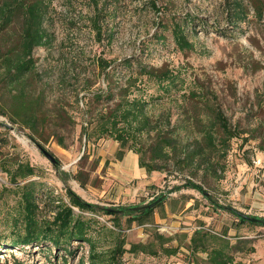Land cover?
<instances>
[{"label": "rangeland", "instance_id": "374dc122", "mask_svg": "<svg viewBox=\"0 0 264 264\" xmlns=\"http://www.w3.org/2000/svg\"><path fill=\"white\" fill-rule=\"evenodd\" d=\"M97 1L99 9L95 7ZM156 1L160 10L153 7L154 0H47L45 27L50 41L34 49L37 68L28 75L26 84L29 100L39 99L40 120L35 125L40 135L32 139L27 117L19 115L20 90L1 83L0 162L5 160L13 167L18 162H29L35 167L36 175L21 184L38 182L41 219H53L60 202H69V197L54 163L37 142L58 157L62 169L80 173V179L72 176L69 184L88 202L108 207L142 206L166 195L164 203L155 208L145 223L137 220L131 223L128 215L84 212L107 226L94 231L103 250L113 246L118 237L110 230L121 233L127 249L132 243L154 240L156 233L173 237L166 245L179 247L178 253L171 256L162 251L158 255L127 251L124 264H208L207 253L195 257L189 247L192 235L200 228L226 234L234 244L246 241V246L254 250L233 251L237 261L264 264V223L241 224L232 213L214 208L195 189L172 191L184 183L185 176L190 177L220 204L264 219V151L258 147L259 140L233 139L228 156L217 157L222 159L225 171L221 178H216L205 174L204 165L195 175L187 171L174 173L172 166L169 170L173 173H149L140 167L139 155L128 146L122 147L110 137L87 140L84 133L91 115L97 116L103 105L116 103L118 84L124 83L131 73L137 74L139 62L181 74L180 81L169 91L160 89L147 76L139 81L134 96L149 101L151 114L170 112L174 123L189 121L203 108L200 96L193 93L204 87L233 125L250 131L264 118V16L256 9L264 0ZM237 1L242 6L236 5ZM237 11L245 15L244 19L234 21ZM175 19L185 25L194 49L182 50L176 44L172 35ZM20 31L21 21L17 20L8 36ZM10 45L12 42H7V47ZM99 58L112 62L109 80L98 66ZM125 59L132 60L131 69L123 64ZM110 84L115 98L95 100V92H106ZM11 116H16V123L11 122ZM43 116L48 118L45 120ZM249 135L246 132L243 136ZM0 190V242H3L1 239L9 240L15 234L16 218L24 202L2 167ZM78 246L76 242L73 257H63V252L55 248L49 251L46 246L19 249L5 245L0 248V264H16L15 260L24 264H66V258L68 264H79L82 256L87 258L89 244L76 249Z\"/></svg>", "mask_w": 264, "mask_h": 264}, {"label": "trees", "instance_id": "16d2710c", "mask_svg": "<svg viewBox=\"0 0 264 264\" xmlns=\"http://www.w3.org/2000/svg\"><path fill=\"white\" fill-rule=\"evenodd\" d=\"M235 4L242 6L239 1ZM95 7L99 9L98 1ZM153 7L160 10L156 0L153 2ZM256 9L261 16H264V2H259ZM48 12L49 3L47 0H0V84L6 82L20 90L18 100L22 107L18 108L19 115L24 114L27 117V127L33 131L30 137L35 140V135H40V131L35 125L40 120L37 113L39 99L29 100L26 84L28 75L34 73L37 68L33 57L34 49L44 46L50 41L45 27ZM239 13L237 11L234 21L244 19L245 15ZM17 20L21 21V31L18 34L10 32L8 36V31ZM98 21L99 19L95 22L97 26ZM98 30L101 31L100 28ZM172 35L180 49L192 50L195 48L194 42L189 39L185 25L181 21L173 20ZM9 41L12 42V45L7 47ZM123 64L129 69L133 67L131 59H125ZM98 66L105 73V79L109 80L111 77L109 69L112 62L99 58ZM136 73H131L124 83L118 84L119 98L113 106L103 105L97 116H90L89 126L83 128L87 140L95 137L96 141H99L102 138L110 137L119 141L122 147L128 146L139 155L140 167L145 168L149 173L153 171H169V173L187 171L195 175L204 165L205 174H211L216 178L223 176L225 166L222 159L228 156L233 139L242 137L244 142L257 139L259 140L258 147L264 151V118H260L250 131H245L239 128V125H233L222 107L214 104L205 88L200 87L199 92L193 94L197 93V97L200 96L203 103L202 110L189 121L174 123L170 112H163L159 116L151 114L148 107L149 101L143 96H134V93L139 90V81L142 82L144 76H147L150 81H155L160 89L169 91L180 81V72L156 68L139 62ZM115 96L111 84L106 92L102 90L94 94L97 101L113 100ZM47 118L48 116H43V119ZM11 122L13 124L17 122L16 116H11ZM246 132H250V135L243 136ZM59 141L61 144L64 143L62 140ZM120 156H122V152H120ZM217 157L222 159H217ZM56 158L57 163L54 165L65 182L69 202H60L53 219H41L39 216L38 182L31 180L21 184V181L36 175L35 167L29 162H18L13 167L7 165L5 160H1L0 167L8 173L10 182L19 189L24 207L16 218L15 234L9 240L8 238L1 239L3 242H0L2 244L0 248L9 245L11 248L21 249V246L37 245L43 249L46 246L49 251L55 248L63 252V257L66 255L73 257L75 243H79L76 249L87 243L89 244L88 256L87 258L82 256L79 264H124L123 256L127 251L134 254L151 255H158L162 251L168 256L178 253V246L166 245L173 240V237L167 238L160 233H156L155 239L152 241L132 243L131 247L127 249L125 238H121V233L114 230L110 231L118 234V237L113 246L107 250L100 248V242L94 231L99 227L107 229V226L93 216L87 217L84 212H103L115 216L128 215L131 223L136 220L139 223H145L152 216L155 208L162 205L166 199L156 206L146 209H136V205L108 207L88 202L69 184L72 176L75 179H80V173L72 174L62 169L60 160L58 157ZM171 166L173 172L169 170ZM184 179V183L175 186L172 191L182 188L195 189L201 192L214 208L223 209L235 215L239 223L261 224V222H252L244 218L240 215L239 210L232 206L220 204L202 184L194 179L186 176ZM81 185L84 187L85 183L81 181ZM5 189L6 187H3V190ZM111 208L122 211L113 212ZM245 243L246 241L240 240L234 244L226 234L219 235L200 228L195 230L192 235L189 247L192 256L196 257L201 252L207 253L208 264H244L237 261L233 251L254 250V248H248ZM242 244L244 245L241 246ZM15 262L24 264L18 260ZM65 263L68 264L67 258Z\"/></svg>", "mask_w": 264, "mask_h": 264}, {"label": "water", "instance_id": "95a60500", "mask_svg": "<svg viewBox=\"0 0 264 264\" xmlns=\"http://www.w3.org/2000/svg\"><path fill=\"white\" fill-rule=\"evenodd\" d=\"M38 146L40 147V149L46 154V156L54 163H57V158L56 156L47 148H45L41 143L37 142ZM166 195L160 196L159 198H157L156 200H154L153 202L146 204V205H142V206H137L136 209H146V208H152L154 206H156L159 202H161L163 199H165ZM111 210L113 212H119L122 210L119 209H115V208H111ZM240 212V211H239ZM240 215L243 216L244 218L252 221V222H261L264 223V219L260 218V217H255V216H250L249 214H245L243 212H240Z\"/></svg>", "mask_w": 264, "mask_h": 264}, {"label": "crops", "instance_id": "0c3cea01", "mask_svg": "<svg viewBox=\"0 0 264 264\" xmlns=\"http://www.w3.org/2000/svg\"><path fill=\"white\" fill-rule=\"evenodd\" d=\"M139 160V159H138ZM139 162V161H138Z\"/></svg>", "mask_w": 264, "mask_h": 264}]
</instances>
